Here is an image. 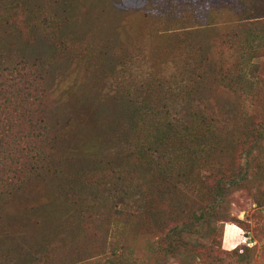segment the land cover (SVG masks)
Here are the masks:
<instances>
[{
  "label": "rangeland",
  "instance_id": "obj_1",
  "mask_svg": "<svg viewBox=\"0 0 264 264\" xmlns=\"http://www.w3.org/2000/svg\"><path fill=\"white\" fill-rule=\"evenodd\" d=\"M262 31L264 0H0V84L21 85L17 65L44 74L16 129L41 120L57 160L23 175L18 155L0 170L19 177L0 186V264H264ZM142 98L205 116L187 168L174 132L149 139L163 143L158 161L154 146L127 150ZM240 165L244 179L219 197Z\"/></svg>",
  "mask_w": 264,
  "mask_h": 264
},
{
  "label": "trees",
  "instance_id": "obj_2",
  "mask_svg": "<svg viewBox=\"0 0 264 264\" xmlns=\"http://www.w3.org/2000/svg\"><path fill=\"white\" fill-rule=\"evenodd\" d=\"M6 4L7 3H5L4 5ZM255 36V46L264 45V31H262L261 34H256ZM255 49L256 48L254 47H251L250 49L244 48L243 52L245 51L244 54L252 53V57L255 54ZM37 65L39 67H35V65L32 66L33 76L29 72L26 73L25 68H28L30 70V66H24V68L20 65H17L15 70L11 71L13 75L15 72V76L19 75L22 78L19 79V81L21 80V85H18L19 87H14L13 85H11L13 86V90L7 92L5 90V87L8 84H0V93L3 96V103L6 107L4 108V112H0V170L3 169L4 171H6L4 167L5 164L8 166L16 165L18 167L19 164L16 161L18 155L19 157L21 155L23 156V163H20L22 165L20 166V170L14 169V173L18 172L20 174L22 173L23 175H25L26 173L47 170L45 168L52 162L53 167L57 166V160L53 156L54 146L50 145L45 147V145L43 144V141H47L49 131L46 130L44 126L41 130V120L36 119L34 120V123L32 117L29 118L28 122L30 124V128L28 129L27 134H23L22 132L16 129V125H18V122L26 118V116L28 115V113L24 111V107L21 106V103L27 99L28 95H32L33 97L37 98L41 93V89L35 86V82L41 83V81L44 80V74L42 72V67L39 64ZM22 72L25 73L21 74ZM29 74L30 79L27 80V76ZM31 85L33 86V88H31L33 89L32 93L30 92ZM166 105L167 104L162 103L158 106H149L148 100L142 98L141 103L136 105V113L133 115V118L128 124V130L130 132H134V136L130 137L129 139H125L124 141L128 146L127 150H134L137 154L140 153L142 150L147 152L145 148L149 147V149H151L154 146L153 148L155 149V151H153L150 156L154 161H158V158L161 155L160 148L162 147L163 143L155 144L154 142H152L151 144L149 139L154 140L156 137L163 139V137L172 135L173 132L177 133L178 136L181 135V137H179L181 138L180 141L182 143V146L177 152L178 155L176 161L180 162V169L183 170L187 167L182 163V161L184 160V163L185 161L188 162L187 153L195 145V138H193V127L197 123V121L202 120V117L204 119L205 116L199 114H190L188 116L179 117L178 115L169 114L167 112L168 106ZM148 119L150 121L149 124L145 122ZM3 124H6L5 129L3 128ZM177 124L179 125L178 129H176ZM140 133L144 134V136L146 137H142ZM161 135H163V137ZM4 137H12V139L7 142L4 140ZM205 139L207 144H203L201 142L197 145L199 150L204 152V156L208 155L210 151L211 147H209V145L212 146V144L207 141V137H205ZM253 149V145L247 146L244 150V154L247 157L252 156ZM140 155L143 154L140 153L139 156ZM157 167H159L161 170L163 169L160 163L157 164ZM243 172H245V168L243 165H240L239 170L233 171L231 174H227V176H221L220 183L216 186L217 195L219 197H222V195L224 194V190L228 189L229 187L231 188L233 184H237L241 180H243ZM182 174H184V172H182ZM17 179H19V177H11L5 182L2 179L0 180V186H5L7 188L10 186L13 187V185L16 184ZM3 192L4 190H0V193ZM147 206L148 205L144 203L141 204L140 202V204H136L128 212L134 215L139 213L140 211L146 210ZM197 217H203L202 210L198 212ZM187 224L188 223H184L180 226L178 225L176 228L184 229L185 227H187ZM172 231L175 230L173 229ZM120 255L121 254L113 255V260L117 257L119 258Z\"/></svg>",
  "mask_w": 264,
  "mask_h": 264
},
{
  "label": "built area",
  "instance_id": "obj_3",
  "mask_svg": "<svg viewBox=\"0 0 264 264\" xmlns=\"http://www.w3.org/2000/svg\"><path fill=\"white\" fill-rule=\"evenodd\" d=\"M246 241V240H245ZM248 245H251V243H247Z\"/></svg>",
  "mask_w": 264,
  "mask_h": 264
}]
</instances>
